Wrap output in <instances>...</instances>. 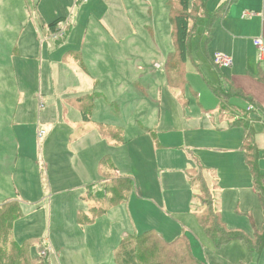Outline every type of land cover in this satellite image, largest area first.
<instances>
[{"label":"rangeland","instance_id":"1","mask_svg":"<svg viewBox=\"0 0 264 264\" xmlns=\"http://www.w3.org/2000/svg\"><path fill=\"white\" fill-rule=\"evenodd\" d=\"M206 1L214 10L223 0ZM169 2L0 0V204L17 202L19 214L10 241L30 237L37 253L75 224L79 230L71 232L86 237L89 262L107 253L90 257V247L107 248L125 227L147 224L164 238L182 234L207 264H264V250L251 253L243 240L216 247L198 220L204 196L186 175L203 167L229 228L252 235L262 225L244 128L231 124L247 102L219 98L210 87L225 89L221 78L232 73L217 70L211 58L217 29L224 19L238 24V9L214 24L210 42L206 19L198 18L183 79L165 67L174 50ZM242 12L247 21L234 33L244 43L238 65H256L253 42L262 36L251 33L264 18L252 8ZM61 26L65 34L54 37ZM255 143L264 174V129ZM44 250L48 264H69L54 246Z\"/></svg>","mask_w":264,"mask_h":264},{"label":"trees","instance_id":"2","mask_svg":"<svg viewBox=\"0 0 264 264\" xmlns=\"http://www.w3.org/2000/svg\"><path fill=\"white\" fill-rule=\"evenodd\" d=\"M237 0H226L216 9L210 10L206 0H170L168 3V15L172 27V38L174 50L169 53L165 67L171 74H178L180 78L185 77V61L191 51V38L196 30L199 17L206 19L205 34L210 42L214 37V24L220 21L230 5ZM55 21L50 23L51 29L55 26ZM217 70H222L214 63ZM264 81V76L259 77ZM211 90L219 98L241 96L248 103L252 104L253 99L247 98L238 87L231 85L229 91H224L220 85L210 84ZM253 105V104H252ZM255 106V105H253ZM258 106V104H257ZM239 117L232 125H242L245 129L243 149L246 160L250 166L254 178L255 189L264 205V174L260 172L258 160L261 158V152L255 143L256 132L250 125L246 114ZM198 169L203 172L201 178L198 177ZM203 167L198 165L191 168V183L198 186L204 197L201 198L203 209L200 211L198 220L208 236L215 242L216 247H221L233 240H243L251 252H261L264 249V221L258 228L256 227L252 235L246 234L241 229L229 228L222 219L221 213L214 208V200L211 196L209 186L204 178ZM107 180V179H106ZM110 186L116 183V179L107 181ZM131 186V182L126 183ZM109 186V187H110ZM102 195L100 198L101 199ZM17 202H7L0 205V264H48V260L42 255L34 256L32 253V238L19 242L11 240L14 218ZM18 206V203H17ZM135 245H134V243ZM135 246L132 251L125 250L128 245ZM163 247V248H161ZM11 248L13 252L9 254ZM8 259V260H5ZM116 260L118 264H207L198 259L192 252V245L185 236H181L174 241H165L157 232L153 230L146 231L138 235H128L120 244Z\"/></svg>","mask_w":264,"mask_h":264},{"label":"crops","instance_id":"3","mask_svg":"<svg viewBox=\"0 0 264 264\" xmlns=\"http://www.w3.org/2000/svg\"><path fill=\"white\" fill-rule=\"evenodd\" d=\"M224 1H226V0H223L221 3H223ZM234 4H237V5H234ZM262 7H263L262 0H237L235 3H232L230 5L228 11L224 15V17H227L228 15L233 16L231 14L232 11L235 9H238V13L236 16H238V17L240 16L239 22H238V24L232 25V24H229L228 22H226L225 19L223 20L224 17L222 18L223 28H221V29L218 28L216 31L217 35L218 34L221 35L220 38L218 37L216 40L219 48L216 49V51H215V53L216 52H222V53L225 52V54L227 53V54L231 55L233 58V65L231 66L232 69L229 67V69L232 71V73L230 75L224 74L223 78H221L223 83L225 82V87H226L225 89L223 88V90L227 92V91H229L230 86L234 85V86L238 87L241 92H243L244 94H247V96H248L247 98L253 99V102H255L256 104L259 105L257 107L254 106V108L252 110H250L249 107L251 106V104L248 103V101L246 99H243V97H241V96L235 97V98H241L245 102H247V110H246V113H244V114L247 115V117H248L247 119L249 120V122L253 123L252 126L254 127L256 134H258V131H261L264 129V81L259 79V77L264 76V67H262V64H261V62H264V60L260 61L258 59L259 62L256 65L255 64L252 65L251 63H249V60L246 59V61L244 62V65H242V66H241V64L238 65V63L240 62V57H241V47L244 46V43H243V38L239 35H234V33H236L235 31H236L237 25H239L241 23L243 24L244 22L247 21V20H241L242 17L244 18L246 16L242 12V10L244 8H252V9L256 10L257 12H260V14H261V12L264 8V7L263 8ZM241 12L243 14H241ZM248 27L252 28L250 25ZM216 34H215V38H216ZM252 35L262 36L263 41H264V23L263 22L261 23L259 18L257 20L256 29H252L251 36ZM215 38H214V40H215ZM245 40H246L245 45L250 48L251 38H246ZM253 45L256 48V45L254 44V42H253ZM256 50H257V48H256ZM252 68H255V69H252ZM223 69H226V68H223ZM83 77H85V76H83ZM77 97H79V96H77ZM241 114H243V113H241ZM244 132H245V129H244ZM191 168H195V167H191ZM191 168L189 167L187 169L186 175H187L188 181L192 185L191 173H189V170ZM192 186H194V185H192ZM214 208L222 214V211L220 209V205L214 204ZM127 228L128 227H125L123 229L124 231L122 230L123 232L120 235H118L116 237V239L113 241V243L111 245H109L107 248L103 247L100 244H97L93 247H90L88 250V256H90V257H93L97 251H101V250H107V253L105 255H102V256L94 257V259H92L89 262L85 259V251H84V247H83L84 244L86 243V240H87L86 237L82 236V233L79 236H76V235H73L71 232L72 230H79L78 226L75 224L74 225L67 224V225L63 226L60 229L59 239L56 241H52L51 239H48L46 241V244L44 247L38 248L37 253L33 252L32 249H31V251L34 254V256H36V255L42 253L44 251L45 247L49 249L52 246H54L55 250H57V251L59 250V252H58L59 256L65 257V259L67 258L66 260L69 264H76V263L79 264V262H82L84 264H115V262H116L118 264V262L116 260V256H117L120 244L124 238H126L130 234L138 235V234H142L146 231H149L151 229H154L150 225H147V224H143L141 229L136 228V229H134V231H128ZM157 233H159V232H157ZM163 234H164L165 238L163 237L162 234L159 233V235L161 237H163L164 239H166V241H169V242L174 241L175 239L182 236V234H181V235H175L173 238H169L167 236L166 232H163ZM237 241L238 240H236V244H234V245L240 247L241 244L237 243ZM61 242H62V248L58 249L59 247H57V246H58V244H61ZM232 243H234V242H232ZM231 244H228V245H231ZM261 252H259V253H261ZM251 253H254V252H251ZM47 254H49V251ZM45 258L48 260V255ZM113 259L115 262L113 261Z\"/></svg>","mask_w":264,"mask_h":264},{"label":"built area","instance_id":"4","mask_svg":"<svg viewBox=\"0 0 264 264\" xmlns=\"http://www.w3.org/2000/svg\"><path fill=\"white\" fill-rule=\"evenodd\" d=\"M262 17L264 18V8L261 12ZM63 28V30H62ZM65 34V29L64 27H60L59 30L57 31V33L54 35V37L57 36H63ZM254 44L256 45V47L259 50V58L260 60H264V41L262 38H258L255 39ZM214 58V63L216 66H218L219 68H229L233 65V59L232 57H230L229 55L222 53V52H216L213 56ZM254 108V106L251 104V106L249 107L250 110H252ZM42 255L47 254V251L44 250L42 253Z\"/></svg>","mask_w":264,"mask_h":264}]
</instances>
